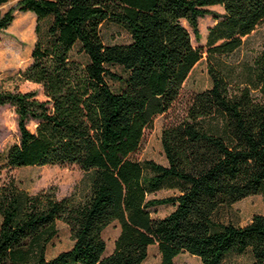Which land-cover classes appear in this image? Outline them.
I'll return each mask as SVG.
<instances>
[{
    "label": "trees",
    "instance_id": "16d2710c",
    "mask_svg": "<svg viewBox=\"0 0 264 264\" xmlns=\"http://www.w3.org/2000/svg\"><path fill=\"white\" fill-rule=\"evenodd\" d=\"M212 5L222 13L208 9ZM14 11L34 16L35 38L21 77L38 84L43 98L0 90V106L13 107L18 134L0 174L74 164L87 185L71 200L2 179L0 264H142L152 244L157 264H174L180 252L201 264L243 253L249 257L244 264H264V214H252L243 225L221 219V209L243 197L264 198V44L232 87L229 72L210 62L237 49L264 20V0H17L0 15V31ZM207 15L216 21L202 51L191 45L188 29L196 39L198 19ZM103 22L123 27L129 41L103 44ZM202 52L210 85L191 94L182 116L162 127L166 164L136 160L143 130L169 109ZM112 65L123 78L108 70ZM107 79L122 86L114 92ZM166 184L177 193L146 198ZM162 204L172 209L151 218L147 208ZM55 221L68 227L72 243L46 259ZM112 221L118 233L105 254L100 233Z\"/></svg>",
    "mask_w": 264,
    "mask_h": 264
},
{
    "label": "rangeland",
    "instance_id": "374dc122",
    "mask_svg": "<svg viewBox=\"0 0 264 264\" xmlns=\"http://www.w3.org/2000/svg\"><path fill=\"white\" fill-rule=\"evenodd\" d=\"M17 0H5L0 2V15L9 7H13ZM208 9L216 14L222 13L219 5L209 6ZM10 24L0 31V90L35 92L36 98L42 99V93L38 84L23 80L21 72L28 65L29 53L34 41V16L29 13L13 12ZM216 20L211 15L198 19V37L195 39L188 29L190 43L193 47H201L204 51L207 28L211 27ZM45 22L41 23V33L44 32ZM100 38L103 44H125L129 41L126 30L118 24L103 22L100 26ZM264 44V20L261 21L233 52L215 56L210 61L216 69L226 73L230 86L239 84L248 74L252 59L257 56ZM207 58L205 52L195 62L183 81L179 94L169 109L164 113L153 117L150 125L146 127L141 136L138 149L132 157L138 161L151 160L155 163L165 165V159L160 147V131L163 126L180 118L189 96L195 92L206 89L210 85L209 76L206 71ZM108 70L121 78L124 71L117 65L108 67ZM228 70V71H227ZM109 88L116 92L122 86V82L107 79ZM256 94V92H254ZM15 114L13 107L9 104L0 106V164L4 162L5 152L9 145L17 141V129L15 125ZM28 129L33 128V123L27 124ZM11 176L18 186L29 193H37L49 190L56 198H69L77 200L86 190L87 180L84 172L74 164H53L44 166L21 167L0 174V181ZM177 190L166 184L160 189L147 194L146 198H162L174 195ZM172 209L170 204L155 205L147 208L151 218L162 217ZM254 213L264 214V198L262 194H253L241 198L230 206L221 209L223 222H231L243 225ZM56 233L46 244L44 256L46 259L53 257L56 253L68 249L72 243L68 227L60 222L54 223ZM118 233V224L112 221L101 230V238L104 241V253L111 251L113 240ZM159 260L156 245L147 247V254L142 264H157ZM249 261L247 253L228 254L222 264H244ZM174 264H201L198 258L186 252H180L173 258Z\"/></svg>",
    "mask_w": 264,
    "mask_h": 264
}]
</instances>
